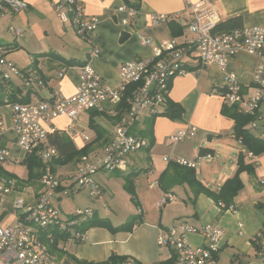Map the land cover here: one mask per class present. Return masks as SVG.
Instances as JSON below:
<instances>
[{
  "label": "crops",
  "instance_id": "obj_1",
  "mask_svg": "<svg viewBox=\"0 0 264 264\" xmlns=\"http://www.w3.org/2000/svg\"><path fill=\"white\" fill-rule=\"evenodd\" d=\"M24 1L27 3L26 9L5 15L9 21L7 30L13 34V38L0 40V44L8 49L7 57L20 70L32 68L30 77H40L44 83L39 86L33 82L31 88H25L22 80L14 77L12 84L5 90H13L24 101L34 98L49 99L55 88L65 96L72 95L78 82L79 69L86 63L90 64L104 82L114 86L118 82L117 69L122 62L134 56L151 58L154 49L163 39L175 37L178 42L183 43L191 36L186 32L190 19V11L185 7L187 0H129L130 5L125 0H81L85 14L97 18V26L90 41L80 39L71 22H63L56 15L53 7L55 0ZM210 1L219 17V23L238 17L240 27L264 25V0ZM123 6L125 9L121 10ZM129 9H134L133 14L128 13ZM156 14L168 15L170 18L154 25L151 23V16ZM11 25L19 27L22 36L11 32ZM141 36L149 38L151 42L142 44ZM95 48L97 55H90ZM18 53H23L22 65ZM185 61L189 69L193 70L197 65L192 55ZM256 64L257 58L254 55L242 51L228 59L223 69L210 64L201 73L192 71L174 77L169 83L166 100L181 108L180 116L171 119L161 115L166 101L157 116H152L145 109L133 126V132L142 136L141 133L149 126L150 139L142 136L151 141L149 149L132 155L125 171L96 173L95 180L101 189V199L87 197L100 202V206H84V209L91 208L94 213L103 217L100 210L104 209L101 206L103 203L107 205L103 184L105 175L123 176L135 173V179L141 182L136 190L139 203H143L145 210L153 205L160 210L159 216L146 214L149 221L141 216L143 220L134 224L131 231L113 232L105 227H91L82 240L74 237L64 240V253L60 260L71 264L101 262L115 254L127 256L134 264H166L170 254L162 257L161 253L155 252L156 236L161 228L186 222L198 229L207 224L221 228L222 237L216 253L219 264H264L257 259L256 247L252 242L255 233L264 228V185L259 182L264 177V152L252 154L243 146L241 137L235 136V118L233 111L228 108L233 105L224 106L220 86L224 76L231 73L239 79L243 97L247 98L254 91L252 75ZM61 71L62 76H59ZM11 97L12 101L20 100L12 95ZM115 108L114 105L106 104L103 111L88 110L72 129V135L68 132L67 117L58 116L53 122L57 133L65 134L75 149L91 145L90 151L100 150L109 141L117 121L118 116L112 114ZM259 112L261 117L257 120L252 118L244 128L264 141V104L260 106ZM0 113L6 124V129L0 135V143L10 148L13 157L22 159L20 163H0V180H12L16 184L0 201L2 213H10L13 220L12 224H0L4 227L13 225L16 220L13 200L21 198L26 205L33 204L41 191V184L39 179L27 181L24 160L28 155H24L19 149L16 133L10 129L9 106L1 105ZM191 125L197 129L192 139L174 147L169 145L168 137L171 134ZM89 130L93 132L91 138L87 134ZM83 135H87L89 140H85ZM48 141L50 142V137ZM240 154L244 156V162L251 164L254 169L253 173L243 171L239 175L242 187L231 202L236 208L234 213L219 207L211 196L203 192L195 194L186 183L179 184L172 170L174 163L162 158L168 155L194 161L196 179L210 191L217 192L224 181L235 174ZM58 157L59 152L55 159ZM55 159L53 169L56 174L71 176L75 173L78 158H71L64 163L55 162ZM165 193H171L174 199L160 205V197ZM64 198L67 197L54 200L59 211ZM176 198L177 203H174ZM9 199H12L10 212L3 207V203ZM166 204L169 207L165 212ZM77 209L80 208L77 207L74 211ZM108 210L109 208L103 212ZM187 240L193 245L203 243L199 233L189 234ZM56 253L53 254L59 259Z\"/></svg>",
  "mask_w": 264,
  "mask_h": 264
},
{
  "label": "built area",
  "instance_id": "obj_2",
  "mask_svg": "<svg viewBox=\"0 0 264 264\" xmlns=\"http://www.w3.org/2000/svg\"><path fill=\"white\" fill-rule=\"evenodd\" d=\"M53 7L56 15L63 21H70L80 39L90 41L97 26V18L87 16L81 0H55ZM186 9L190 19L186 32L191 35L180 43L175 37L163 39L154 49L151 58L134 56L122 62L117 69L118 82L108 85L99 74L86 63L80 67L75 91L65 96L58 88L52 90L49 99L24 101L14 91L8 92L14 77L22 80L23 87L31 88L33 82L43 86L40 77L32 79V68L20 70L15 62L7 57L8 49L0 44V106L8 105L10 110V129L16 133L17 145L24 155L33 154L41 162L39 182L41 191L33 204L26 205L21 198L12 203L16 220L11 226H0V264H71L57 259L48 249L45 239L52 240L51 229L70 231L76 239L82 240L87 230H80L81 224L89 219L94 210L77 209L74 214L63 218L54 200L68 197L78 191H85L91 199H101V189L95 180L98 172H122L128 168L129 158L139 151L148 150V139L133 132V126L146 109L152 116L158 115L164 106L170 81L188 72L201 73L206 66L215 64L223 69L228 59L239 52H246L257 58L253 71V93L243 97L239 79L227 73L220 84L221 97L225 104L235 105L238 112L250 115L257 120L261 117L259 108L264 104V25L232 28L218 31L219 17L210 0H187ZM27 8L24 0H0V17L18 13ZM121 10L125 7H121ZM134 9L128 13L133 14ZM168 15H152L151 23L157 25L169 20ZM10 31L22 36V30L14 25ZM142 44L151 41L141 36ZM90 55H97L96 48ZM194 56L197 61L192 70L185 59ZM62 71L59 76H62ZM20 99L12 101V97ZM106 104L116 106L113 115L117 121L109 141L102 149L92 150L78 159L76 171L71 176L58 175L53 169V160L58 156L55 145L48 141L57 133L54 119L65 116L69 120L68 132L79 123L81 116L88 110L103 111ZM6 129L0 113V135ZM195 126H188L168 137L169 145L174 147L192 139L196 134ZM89 140L87 135H83ZM164 161H171L194 168L195 163L178 156L164 155ZM21 158L12 156L10 148L0 143V163H20ZM264 185V177L259 179ZM16 186L12 180H0V201ZM174 199L171 193L160 197L159 204ZM225 210L236 211L233 204L217 203ZM104 210L107 205L103 203ZM241 226V223H238ZM200 234L201 245H193L189 234ZM222 230L211 224L198 229L192 224L181 222L177 226L161 228L156 236V244L170 250L166 264H219L216 258ZM252 242L256 247V257L264 263V228L258 230ZM117 264H134L127 258Z\"/></svg>",
  "mask_w": 264,
  "mask_h": 264
},
{
  "label": "trees",
  "instance_id": "obj_3",
  "mask_svg": "<svg viewBox=\"0 0 264 264\" xmlns=\"http://www.w3.org/2000/svg\"><path fill=\"white\" fill-rule=\"evenodd\" d=\"M129 5V0H125ZM131 6L136 7V5L131 4ZM240 27V18L234 17L229 18L227 20H224L220 22L216 29L217 30H229L231 28ZM178 32L180 29L178 28ZM1 103V101H0ZM225 107H228V105H224ZM233 112L232 115L235 118V126H234V132L236 137H241V142L243 146L246 148L247 151L251 152L252 154H260L261 152H264V141L255 135H253L248 129L244 128V125L247 124L249 121H251L252 117L248 114L238 112L236 109V106H229ZM96 112V110H95ZM181 113V108L176 104L171 102L170 100H166V107L164 112L161 113L163 116H167L171 119L178 118ZM160 114V113H159ZM158 114V115H159ZM157 116V115H156ZM150 128L149 126L145 129V131L142 134V136H147L148 139H150ZM101 137V136H100ZM50 143L56 146L59 157L55 159V162H67V160L71 158H80L81 155H84L88 153L91 149V145H86L81 149H75L72 145L71 140L65 135V134H54L50 136ZM149 143L151 144V141L149 140ZM62 157V159H60ZM243 155L240 154L237 160V170L235 174L224 181L222 186L217 192H212L208 188L204 187L197 179L195 175V171L193 168L186 167L177 163L172 164V170L176 174V180L179 184L186 183L192 191L197 193H205L209 196H211L215 201L219 202L222 201L226 206L229 205L232 202L233 197L237 194V192L242 187V182L240 179V173L245 171L247 173H253V166L251 164H247L243 160ZM24 165L27 169V181L36 180L39 179L41 176V162L34 156L33 154H30L26 157L24 160ZM6 173V172H5ZM6 175H10L6 173ZM135 175V173H128L123 175L125 182V185L129 187V184L131 183V177ZM166 191V190H165ZM132 219L128 220L127 222L118 225L113 226L110 224V222L107 220V218L100 217L97 215V213H94L89 219L84 221L81 226L80 230H87L91 227H105L109 229L110 231L117 232V231H131L132 227L135 224V221L141 222V216L140 214L131 217ZM140 219V220H138ZM51 238L52 240H49L48 238L45 239L48 249L52 253H56L58 257H61L64 253V251H58L60 248L58 247V242L61 240H66L68 238L73 237L70 231H61L57 228L51 229ZM127 256H118V255H111L108 259L101 261V262H84L82 264H117L119 262H122L123 260L127 259ZM158 264H165L164 262H160Z\"/></svg>",
  "mask_w": 264,
  "mask_h": 264
},
{
  "label": "rangeland",
  "instance_id": "obj_4",
  "mask_svg": "<svg viewBox=\"0 0 264 264\" xmlns=\"http://www.w3.org/2000/svg\"><path fill=\"white\" fill-rule=\"evenodd\" d=\"M7 24L9 25V21L7 17L0 18V40H6L13 38V34L10 33L7 30ZM16 26V25H15ZM20 50H23L22 48H19ZM15 54V51L12 52V54ZM14 54L12 57L14 58ZM18 58L20 60V63L22 65L21 57H23V53H18ZM24 62L26 60L24 59ZM112 129V128H111ZM88 136L91 138L93 136V132L91 130L87 131ZM22 169V168H20ZM135 175L131 177V183L129 184V187L125 185V180L123 176H115L106 174L104 177L103 184L105 185V198L107 201V209L109 208L106 213H104L102 210H100L101 214L104 215L103 218H107V220L112 224L113 226L121 225L128 220L132 219L131 217L136 216L140 214V216L144 217V220H148L145 216L146 214L151 216H159L160 210L155 208L153 205L151 208H148L145 210L143 209V203H139L138 195L136 193V190L139 188L141 182L139 180L137 181L135 179ZM177 196V195H176ZM13 199V197H12ZM12 199L6 200L5 203H3V207L7 208V210L10 212L11 209V202ZM177 198L174 203H177ZM85 205H92V206H100V202L95 200H90L86 192L80 191L79 193L69 196L67 198H64V200L60 203V211L63 218H66L69 214H74L75 208L84 209ZM169 207L168 204H166L164 211H167V208ZM101 209L103 207L101 206ZM140 210H142L140 212ZM142 218V217H141ZM140 220V219H138ZM143 220V219H141ZM149 221V220H148ZM13 220L10 216V213L3 214L2 210L0 209V224L1 225H7L12 224ZM136 223H140V221H135ZM71 233V232H70ZM72 234V233H71ZM64 241H59V248L63 249L65 244ZM155 252H159L162 254V257L168 256L170 254V251L165 247H159L157 244H155ZM59 259H62L61 257H58Z\"/></svg>",
  "mask_w": 264,
  "mask_h": 264
}]
</instances>
